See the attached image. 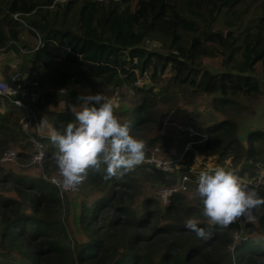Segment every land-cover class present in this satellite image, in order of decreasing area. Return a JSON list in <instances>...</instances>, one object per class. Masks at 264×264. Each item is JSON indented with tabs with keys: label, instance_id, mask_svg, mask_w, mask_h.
Listing matches in <instances>:
<instances>
[{
	"label": "trees",
	"instance_id": "16d2710c",
	"mask_svg": "<svg viewBox=\"0 0 264 264\" xmlns=\"http://www.w3.org/2000/svg\"><path fill=\"white\" fill-rule=\"evenodd\" d=\"M152 44L159 48L153 49ZM0 50L15 51L29 79L45 78L56 87L91 82L145 91L136 83L138 74H147L162 91L209 95L226 108L239 98L259 99L263 94L264 0H0ZM211 59L219 60V65L212 68ZM8 108L1 104L0 122L16 125V119H11L15 113ZM151 115L142 102L124 123L129 130L141 128L151 123ZM69 122V116L58 113L54 128L62 131ZM236 129L237 123L229 119L208 127L210 138L198 145L202 155L222 148L219 156H224L233 146L232 150H238L242 145ZM253 136L251 132L248 137L247 156L257 153L252 143L258 137L264 140V132ZM48 144L55 148L51 141ZM247 170L249 177L255 174L250 165H244L240 174ZM164 172L156 168L152 173ZM86 179L85 189L107 187L102 170L89 169ZM17 181L33 211L0 196V243L16 253L0 264H217L207 247L223 242L225 234L239 228L233 222L217 225L226 231L212 230L206 242L184 258L172 252L144 255L147 237L140 231L151 227L157 214L145 211L134 216L122 197L124 192L112 185L107 188L111 193L90 207L82 206L78 222L90 234L74 251L58 219L63 208L59 190L41 178L20 176ZM257 195L263 197L264 191ZM179 199V195L173 197L165 210L171 212ZM258 216L264 224V210ZM134 227L136 231L131 230ZM159 229L171 232L173 226ZM240 246L233 264H264V237L242 241Z\"/></svg>",
	"mask_w": 264,
	"mask_h": 264
},
{
	"label": "rangeland",
	"instance_id": "374dc122",
	"mask_svg": "<svg viewBox=\"0 0 264 264\" xmlns=\"http://www.w3.org/2000/svg\"><path fill=\"white\" fill-rule=\"evenodd\" d=\"M152 48L159 47L152 44ZM211 60H213L210 61L212 68L219 65V60ZM11 68H20L24 76L28 78L27 71L22 67V62L16 56L15 51L3 52L0 50V73L9 74ZM138 75V86L144 87L145 91H139L132 86L115 87L91 82L63 87L65 91H61L59 90L61 87L51 85L47 79L37 78L43 90L42 97L32 111L26 112L15 107L6 98L0 97V107L1 104H7L8 109L15 113L11 119H16V125L0 122V196L18 201L20 208L29 213L33 211L29 199L19 192V188L23 187L21 182L17 181L18 178L20 176L41 178L49 183L46 179L49 180L59 175L55 161L56 148H52L51 144L46 143L49 132L55 129L56 116L58 113H65L73 122L72 108L78 110L83 106L82 101L77 100V96L97 92L113 102L115 115L122 123L129 118L130 113L138 104L146 102L153 120L147 126L129 131L131 135L143 142L145 152H150L157 147L159 148L158 155L161 157L176 158L181 155V141L183 143L184 136L179 132V124L194 123L204 131L208 126L224 119L235 121L237 123L236 135L241 139L242 146L238 150L235 149L236 151L232 150L235 148L233 146L232 149H229V153L224 156H219V153L223 151L220 148L217 153L201 154V158L212 167L226 169H234L235 167L236 170H241L244 165L254 166L255 174L250 176V179L258 185L252 189L256 193L259 190L264 191V157L262 155L264 153V140L257 136L258 131L264 132V83L263 94L259 99L239 98L236 104L223 108L216 104L212 96L191 91L178 93L179 91L171 90L165 92L158 85L152 83L146 77L147 74ZM42 118L45 122L44 126L38 127ZM164 120H166V126ZM27 122H30V125L26 131L23 127L24 123ZM20 125H22L21 129H19ZM163 128L166 129L165 135H162L161 129ZM30 131L45 136L44 156L41 161L34 160L37 150L29 141L30 136L27 134ZM251 132L254 133V138H259L252 143L257 153L247 156L248 150L251 148L248 139ZM10 152L16 153L15 158L4 161L3 158ZM234 156L237 157L234 158ZM189 161L190 158L187 157L185 163L172 164L168 172L160 175L152 173L154 168L149 167L150 172L148 166L143 168L144 164H140L141 167H138L137 164L120 177L107 179L108 182L105 181L107 187L103 185L99 189L95 187L85 189L88 184L86 178L76 189L63 190L60 188L59 195L63 201V208L59 212L58 219L65 225L71 237V246L74 251L78 244L80 249L86 243L90 234L78 222L82 206L86 204L90 207L100 197L111 193L113 190L107 191V188L112 185L120 193L124 192L122 197L125 198L126 205L131 209L134 216H142L145 211L156 212L157 214L151 227L140 231L147 237L143 250L144 255L160 257L165 252H172L181 254V257L184 258L189 250L202 246L208 238H198L194 232L184 228V223L189 218L195 219L200 226L205 225L203 228L208 236L212 230L224 233L226 231L224 228H218L216 224L208 223L207 218L201 214L202 204L199 197L195 195L200 169L191 161L190 165ZM192 168L193 170H191ZM186 172L193 180L189 189L184 193L177 194L180 199L175 203L174 209L171 212L166 211L165 205L160 202L159 190L163 186L176 184L181 175ZM246 174L249 177L248 170ZM149 199L152 201L151 203L148 202ZM263 210L264 205L259 206L255 209L253 222L242 221L240 224L238 223L240 227L231 229L230 233L225 234L223 242L215 243L214 247H207L206 251L212 254L211 257L215 263L233 264L236 246L241 247L242 243L238 236L242 233H244L242 236H247L248 240L252 241H259L264 237V224L260 223L258 216ZM111 214L112 210L107 211L101 221ZM163 226H173V230L161 232L159 229L158 231V228ZM131 230L136 231L137 229L134 227ZM14 256H16L14 251L2 247L0 243V262H9ZM73 264L77 263L74 262Z\"/></svg>",
	"mask_w": 264,
	"mask_h": 264
},
{
	"label": "clouds",
	"instance_id": "9594fccd",
	"mask_svg": "<svg viewBox=\"0 0 264 264\" xmlns=\"http://www.w3.org/2000/svg\"><path fill=\"white\" fill-rule=\"evenodd\" d=\"M83 106L72 108L74 121L62 131L55 129L48 139L56 148L55 161L63 190H73L86 178L88 170L103 172V178L120 177L144 160V144L130 134L127 124L114 114L113 102L101 93L78 95ZM43 118L38 127L44 126ZM201 214L210 224L227 226L237 218L251 221L253 212L264 205V197L243 184L237 175L223 167L199 173L195 188ZM167 196V193H164ZM184 227L198 238L208 233L195 219H187Z\"/></svg>",
	"mask_w": 264,
	"mask_h": 264
},
{
	"label": "built area",
	"instance_id": "2783aa9c",
	"mask_svg": "<svg viewBox=\"0 0 264 264\" xmlns=\"http://www.w3.org/2000/svg\"><path fill=\"white\" fill-rule=\"evenodd\" d=\"M59 90L65 91V88H60ZM42 92L43 90L39 81L26 78L20 68L17 69L11 68L10 76L8 78L0 79V96L9 99L10 102L15 107H18L23 112L32 111V109L35 108L36 103H38V100L42 97ZM29 125L30 122L24 123L23 128H25V130L27 131ZM164 125L166 126V120H164ZM179 129H180L179 132L184 136V140H183L184 146L181 155H179L176 158L161 157L158 155L159 148L156 147L154 148V150H151L150 152L144 151L145 154L144 160L139 164H144L150 168H154V169L158 168L161 169L162 171L168 172L172 164H177V163L182 164L183 162L185 163V160L188 157L195 166L199 167L200 169L199 173L203 170L216 168L208 165L204 160H202L201 158L202 153L198 147L199 144L206 143V141H208V139L210 138V134L207 132V130L203 131V129L199 128L194 123H188L184 125L179 124ZM161 130H162V135H165L164 133L166 132V129L163 128ZM27 135L30 136L29 141L33 144L34 148L37 150L36 154L34 155V160L41 161L44 156L43 150L45 149L44 148L45 136L41 134H34L31 131L28 132ZM15 156H16L15 152H10L7 154L6 157L3 158V160L4 161L12 160L15 158ZM191 170H193V168ZM227 170H231V169H227ZM233 172L237 175V177L240 179V181L243 184H246L248 186V188L252 189L253 187H256L258 185L257 183L255 184L253 180L250 179L251 177H248L246 174H240L235 171ZM58 178L59 175H57L54 178H50L49 180L48 179L46 180L49 183H51L53 186H55L58 190H60V187L57 184ZM192 181L193 180L190 177L189 173L186 172L181 175V177L179 178L176 184L170 186H163L158 193L160 202L163 203L165 206L169 205L172 201V198L175 195L184 193L189 189ZM165 192L167 193L166 197L164 196ZM242 221H245L246 223H251L254 221V219L248 221L243 217H241L234 220L233 223L240 224ZM242 235H244V233H242ZM242 235L238 236L240 241L241 240L245 241L249 239L247 236H242Z\"/></svg>",
	"mask_w": 264,
	"mask_h": 264
},
{
	"label": "crops",
	"instance_id": "0c3cea01",
	"mask_svg": "<svg viewBox=\"0 0 264 264\" xmlns=\"http://www.w3.org/2000/svg\"><path fill=\"white\" fill-rule=\"evenodd\" d=\"M17 65V64H16ZM10 75V73L9 74H6L5 72H2V73H0V79H1V77H8ZM0 111H2V109H0ZM215 124V123H214ZM214 124H212V126L214 125ZM212 126H208V127H212ZM207 127V128H208ZM47 143H48V141H50V140H48V137H47ZM181 144H182V149H181V151L183 150V146H184V142L182 143V141H181ZM233 171H235V172H238V173H240V170H233ZM244 173H247V172H244Z\"/></svg>",
	"mask_w": 264,
	"mask_h": 264
}]
</instances>
